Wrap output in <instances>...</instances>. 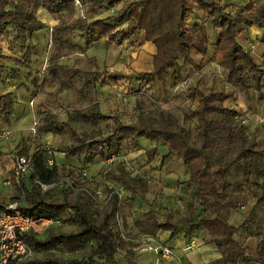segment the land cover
<instances>
[{"label":"trees","instance_id":"16d2710c","mask_svg":"<svg viewBox=\"0 0 264 264\" xmlns=\"http://www.w3.org/2000/svg\"><path fill=\"white\" fill-rule=\"evenodd\" d=\"M113 1L81 0L80 6H77L73 0H0V40L7 31L13 30V41L25 47L21 57L15 59V64L29 69L31 56L35 54L30 38L35 32L46 29L44 22L38 19V11L44 9L56 18L57 24L50 28L51 42L56 46V51L49 61L46 74L58 78L61 90L68 88L77 78L87 92V106L70 112L67 120L62 122L53 114L44 113L42 130L54 135H67L69 143L61 152L84 158L87 162L96 156L117 154L122 149V139L136 146L140 144V138L154 142V146L147 151L149 160L159 152V148H163L165 152L161 156V165L177 158L188 170L184 183L192 192L189 214L179 217L164 212L159 218L150 208L132 218L135 233L130 230L124 232L119 221L123 199L119 202L117 194L102 203L88 195L83 188L74 190L63 186L42 191L37 181L52 184L68 177L74 185L98 187L107 186L102 181L110 177L117 182V186L110 185L121 197L126 190L133 198H144L151 190V184L145 178L129 174L119 160L116 166L106 167L101 172L103 178L87 182L86 177H80L79 168L63 170L56 163L52 166L47 164V160L58 151L57 148L49 146V151L39 136L34 139L35 146L32 148V139L21 137L16 153L26 156L32 164V172L17 186L14 200L23 214L53 217L59 224L52 225L39 235L24 234V241L32 250V255L9 264H137L136 249L147 238L162 243L157 237L158 232L168 231L173 237L179 229L188 233L205 230L207 242L213 244L220 254L219 259L209 264H264V236L257 241L254 255L247 254L235 237L238 231H245V227L254 224L251 220H244L236 227L229 222L232 202L228 197L240 193L243 183L229 182L227 179L229 171L239 162H243L247 175L252 173L264 179L263 153L255 149L256 142L248 132V125L235 120L239 112L223 104L221 92L209 90L199 94L197 104L191 110L196 119L193 130L181 124L171 110L156 108L154 111H140L136 121L130 125L114 119L110 135L86 138L99 119H112L101 114L98 104L92 100L101 80V71L91 70L93 64L87 70H72L58 64L63 51L71 52L79 47L74 41L76 34L86 44L104 39L119 45L127 33L117 25L127 22L130 29L136 28V37L132 38L131 43L135 42L139 33H143L145 40L155 46L152 69L127 75L108 72L103 76L113 80H163L179 55L184 57L185 63H191V48L196 40L199 44L203 43V31L199 30L197 35L185 28L188 10L195 4L219 29L217 52L221 55L220 65L226 82L243 92L255 90L261 93L264 70L254 60L250 49L237 40V36L242 28L253 23L264 29V1L257 6L251 2L242 6L234 3L233 6V0H135L126 5L119 15L111 18L113 24L108 22L110 18L88 20L82 14L85 4L87 10L95 11L103 8L105 2L112 4ZM226 6L235 9L230 12ZM78 10H81L80 16L77 15ZM260 41L264 45V31ZM3 59L6 57L0 53V85L4 83V72L11 79H21V73L15 67L8 68ZM177 70L172 72V77L178 75ZM13 93L0 91V124L10 121L14 115L18 100ZM185 123H190L188 117ZM57 188L59 191L56 192ZM252 193L255 206L264 208V184L255 185ZM254 231L255 235H260L258 230ZM120 253L123 255L119 256Z\"/></svg>","mask_w":264,"mask_h":264},{"label":"rangeland","instance_id":"374dc122","mask_svg":"<svg viewBox=\"0 0 264 264\" xmlns=\"http://www.w3.org/2000/svg\"><path fill=\"white\" fill-rule=\"evenodd\" d=\"M132 1L135 0H114L112 4L105 2L103 8H98L95 11L87 10L85 4L82 14L88 20L110 18L108 22L113 24L111 18L119 15L123 8ZM238 2L244 5L246 0ZM75 4L77 5L76 2ZM259 4L258 0L257 5ZM226 7H228L226 10L230 12L235 9L232 6ZM80 11L78 16L81 15ZM37 16L44 22L46 29L35 32L30 38V43L35 47V54L31 56L29 69L20 68L15 64V59L21 57L25 49L13 41L15 32L7 31L0 40V53L6 57L3 60L7 67H15L16 71L21 73V79L14 80L4 72V83L0 85L1 92L14 91L13 96L18 100L13 117L10 121H3L0 124L1 128H7L12 132V135L4 140L13 143L3 146L4 149L0 154V203L5 204L17 196V188L6 186L3 183L4 180L12 178L14 156L19 150V146L15 142H19L21 137L30 138L33 148L35 146L34 139L39 136L46 144L57 148L54 161L63 170L76 167L80 169V172H85L89 181H96L103 178L101 172L106 167H114L116 162L121 160V164L129 174H137L151 184V190L144 198H133L126 190L123 193L119 221L124 232L130 230L135 233L136 230L132 227V218L150 208L158 214L159 218L164 212H171L179 217L189 214V201L192 192L184 183L188 178V170L177 158L171 159L164 166L161 165V156L165 152L163 148H159V152L152 160H149L147 151L154 146V142L140 138V144L136 146L126 139H122L120 141L122 149L114 154L116 155L115 161L107 160L112 156L110 155L107 157L96 156L87 162L84 158H76L61 152L64 146L69 143L67 135L62 133L54 135L42 130L44 113L53 114L61 122L66 121L70 112L87 106L85 101L87 92L77 78L71 82L68 88L61 90L58 78L46 74L49 61L56 51V46L51 42L50 28L57 24L58 20L44 9H40ZM117 28H123L127 33V37L121 44L115 45L104 39L93 40L86 44L85 40L76 34L74 41L79 44V47L71 52L63 51V55L58 59L59 65H64L72 70H87L89 65L93 64L91 70L101 71L102 74L95 94L91 97L93 103L98 104L101 114L111 116L112 119H99L94 129L88 132L89 135L83 136L86 138L92 136L97 139L110 135L113 131L112 122L114 119L124 125H130L136 121L140 111H154L156 108L171 110L181 124L186 127L190 126L193 130L196 119L191 114V110L196 106L199 94L214 90L223 94L222 99L225 106L235 108L241 116L246 115L249 122L248 132L256 142L255 149L262 151L264 164V122L254 125V122H250L249 115L247 116V111H252L253 114H264V109L259 107L261 106L259 94L254 90L243 92L226 82L224 70L220 65L221 55L217 52L219 29L213 26L211 19L207 18L206 13L199 6L193 4L188 10L185 28L197 35L199 30L203 31V43L199 44L196 40L194 47L191 48L189 55L191 63H185L184 57L179 55L176 63L168 68V74L163 80L157 78L153 80L126 78L113 80L103 76L108 72H121L127 75L148 72L152 69L155 46L145 40L143 33H139L135 42L131 43L132 38L136 37V28L130 29L127 22L117 25ZM237 40L244 44L245 48L250 49L255 61L264 70V51L257 48L255 42L249 44L246 29L242 28ZM175 70L178 71V75L172 77L171 74ZM43 78L46 79L42 81ZM187 117L190 119L188 124L185 123ZM37 118H39V123L33 129L32 122ZM80 133L84 134L81 131ZM118 136L122 138L119 133ZM80 177L85 178L81 175ZM227 179L229 182L243 183V190L240 193L228 197L232 202L229 222L236 227L244 220L253 222L254 225L245 227V231H238L235 237L244 246L247 254L254 255L257 241L264 236V208L255 206L252 190H255V185L264 184V179L256 177L252 173L247 175L243 162H239L229 171ZM110 183L116 185L117 182L110 177L102 181L103 185ZM254 230H258L260 235H255ZM153 253L136 251L137 264H145L144 262L155 264L154 259L156 258ZM120 255L123 254L120 253ZM73 256L78 255L73 254ZM162 264L178 263L173 259Z\"/></svg>","mask_w":264,"mask_h":264},{"label":"built area","instance_id":"2783aa9c","mask_svg":"<svg viewBox=\"0 0 264 264\" xmlns=\"http://www.w3.org/2000/svg\"><path fill=\"white\" fill-rule=\"evenodd\" d=\"M77 5L80 4L81 0H74ZM239 0H233L232 3H238V5H243L238 2ZM257 1V2H256ZM261 0H259L260 2ZM251 2L254 6L257 5L258 0H246V2ZM236 5V4H235ZM31 103V102H30ZM248 116V115H247ZM235 120L239 121L243 125H248V119L245 116L237 114ZM256 123L264 122V114L255 115ZM39 123V118L33 120L32 128ZM12 135V132L7 128L0 129V143L4 139H8ZM50 145H46L49 149ZM56 153V152H55ZM54 153V154H55ZM113 156V157H112ZM112 158H108V161H115L116 155L112 154ZM55 163L54 157L47 160V164L52 166ZM32 172V164L24 155L15 154L14 163L12 166V178L7 179L4 184L15 187L20 184V182L25 179ZM82 176L86 177L85 172H81ZM87 182H89L87 178ZM37 185L42 191H46L55 187H71L74 190H84L88 195H90L95 200L106 203L115 194L118 195L119 202H121V194L115 190V188L108 184L107 186L90 187L89 184L84 186L74 185L72 180L68 177H63L56 183L46 184L37 181ZM54 224H59V221L53 217L43 216V215H26L23 214L17 205L16 200H11L4 205L0 206V264H9L13 260L21 259L32 255V250L29 249L24 241V234H42L49 227ZM189 245H192L191 243ZM138 252H154L156 255L155 264H162L166 262L173 256V251L169 246H166L160 242H156L153 238H147L138 248Z\"/></svg>","mask_w":264,"mask_h":264},{"label":"crops","instance_id":"0c3cea01","mask_svg":"<svg viewBox=\"0 0 264 264\" xmlns=\"http://www.w3.org/2000/svg\"><path fill=\"white\" fill-rule=\"evenodd\" d=\"M263 1L264 0H261L260 3H262ZM96 19H100V18H96ZM244 29H246V37H248L249 44L255 42L257 44V48L263 49L264 51V45L260 41L264 31L263 27H260L257 24L253 23L249 27ZM242 45L245 47L244 44ZM258 94L261 101L260 102L261 106L259 107L261 109H264V86L261 90V93ZM247 115H249L250 117V122H254L253 124L256 125L255 115L257 114L256 113L253 114L252 111H247ZM15 143L18 144V142ZM6 144L11 145L13 143H10V141L8 140H3V142L1 141L0 153H2V150L4 149L3 146H5ZM5 181L6 180H4V182ZM1 205L4 204L0 203V206ZM204 235H206L205 230L192 231L188 233L185 232L184 230L179 229L178 232L173 237H170L168 231L158 232L157 237L162 243H164V245L169 246L172 249L173 256L169 260L175 259L178 264H209L210 262L219 259L220 254L216 251V248L213 244L207 242V238ZM190 243L192 245H189ZM144 263L146 264L147 262Z\"/></svg>","mask_w":264,"mask_h":264}]
</instances>
